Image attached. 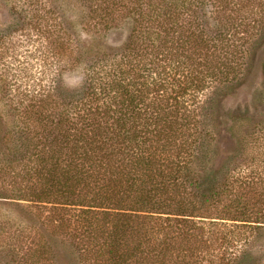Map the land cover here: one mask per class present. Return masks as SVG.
<instances>
[{"label":"trees","instance_id":"trees-1","mask_svg":"<svg viewBox=\"0 0 264 264\" xmlns=\"http://www.w3.org/2000/svg\"><path fill=\"white\" fill-rule=\"evenodd\" d=\"M3 2L31 18L30 3ZM263 5L94 0L80 33L68 24L65 43L52 41L44 80L2 85L0 105L18 120L0 155H18L20 169L0 157V192L23 188L41 235L20 264H264V177L219 164L205 117L243 77ZM231 6L245 15L238 26ZM70 73L78 82L63 87Z\"/></svg>","mask_w":264,"mask_h":264},{"label":"rangeland","instance_id":"rangeland-1","mask_svg":"<svg viewBox=\"0 0 264 264\" xmlns=\"http://www.w3.org/2000/svg\"><path fill=\"white\" fill-rule=\"evenodd\" d=\"M19 1L22 6L24 2L30 3V7L34 9L32 14H29L31 18L27 19L23 14L24 18L13 16L9 7L3 0H0V36L8 33L13 36L6 45H0V97L5 99L8 98L7 91L4 94L1 92V87L5 82L8 86L11 83L18 89L23 75L27 73L33 77L34 81L38 78L44 80L42 72L49 69L53 60L52 41L59 40L65 43V27L68 24L77 27L80 33L83 21L92 18V11L89 10L94 0ZM231 7L226 17L229 14L234 15L233 19L238 26L245 15L241 14L242 11L238 12L240 7ZM20 9H17L18 14L23 11ZM210 10L212 11V7L208 6L207 12ZM253 33L257 34L255 30ZM82 37L84 38L85 35L83 34ZM126 38V30L114 33L110 36V43L113 45L121 43ZM257 40L246 63L243 77L235 83L222 86L213 96L208 113L205 114L208 128L216 139L214 141L218 154L216 160L219 164L228 165L230 169L236 168L242 176L252 181L255 180L256 183L264 177V99L262 96L264 30L260 32ZM56 49L60 51L58 47ZM70 74L62 78L63 87L65 83L74 86L78 82V76ZM14 77L17 78L14 79ZM19 103L26 105L25 102ZM17 118V114H9L0 105V140L6 137L8 131L13 134L17 129L15 124ZM0 157L11 160L12 166L20 169L15 163L18 155L14 157L9 154L7 158L2 155ZM0 162L2 163V160ZM258 177L260 178L257 179ZM246 186V192L251 196L254 195L255 192L249 189L251 187L248 184ZM8 188L10 189L8 193L0 192L6 196V198H0V264H20V261L24 262V257L30 258L27 247H30L32 242L31 247H33L34 242L41 235L23 214L24 206L27 208L31 206L24 200L23 188L20 190L21 187L13 183ZM252 188L257 190V194L261 193L259 185ZM16 261L17 263H14Z\"/></svg>","mask_w":264,"mask_h":264}]
</instances>
